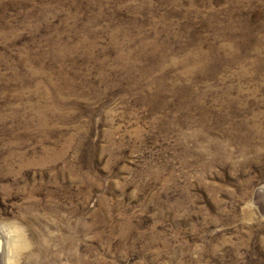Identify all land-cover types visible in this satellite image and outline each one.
I'll use <instances>...</instances> for the list:
<instances>
[{
    "label": "rangeland",
    "instance_id": "1",
    "mask_svg": "<svg viewBox=\"0 0 264 264\" xmlns=\"http://www.w3.org/2000/svg\"><path fill=\"white\" fill-rule=\"evenodd\" d=\"M260 186L264 0H0V264H264Z\"/></svg>",
    "mask_w": 264,
    "mask_h": 264
},
{
    "label": "bare ground",
    "instance_id": "2",
    "mask_svg": "<svg viewBox=\"0 0 264 264\" xmlns=\"http://www.w3.org/2000/svg\"><path fill=\"white\" fill-rule=\"evenodd\" d=\"M50 154V153H49ZM53 154V153H52ZM53 156V155H52ZM48 157V156H47ZM50 158V157H48ZM47 158V159H48ZM53 158V157H52ZM49 160V159H48ZM256 202L259 207L264 211V186H260L256 191ZM9 229H4L3 226H0V242L3 240L7 241ZM15 246V245H14ZM1 247V245H0Z\"/></svg>",
    "mask_w": 264,
    "mask_h": 264
},
{
    "label": "water",
    "instance_id": "3",
    "mask_svg": "<svg viewBox=\"0 0 264 264\" xmlns=\"http://www.w3.org/2000/svg\"><path fill=\"white\" fill-rule=\"evenodd\" d=\"M0 245H1V247H0V248H2V243H0Z\"/></svg>",
    "mask_w": 264,
    "mask_h": 264
}]
</instances>
